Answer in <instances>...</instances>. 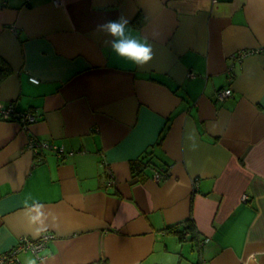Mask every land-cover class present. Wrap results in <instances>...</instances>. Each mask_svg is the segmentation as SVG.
Segmentation results:
<instances>
[{
    "label": "crops",
    "instance_id": "obj_1",
    "mask_svg": "<svg viewBox=\"0 0 264 264\" xmlns=\"http://www.w3.org/2000/svg\"><path fill=\"white\" fill-rule=\"evenodd\" d=\"M119 16L143 68L97 30ZM0 58V107L36 113L0 120V254L50 236L18 264H264V0H0ZM189 218L198 245L165 229Z\"/></svg>",
    "mask_w": 264,
    "mask_h": 264
},
{
    "label": "clouds",
    "instance_id": "obj_2",
    "mask_svg": "<svg viewBox=\"0 0 264 264\" xmlns=\"http://www.w3.org/2000/svg\"><path fill=\"white\" fill-rule=\"evenodd\" d=\"M97 30L104 31L106 36L112 38L111 40H106L105 43L110 46L111 51L117 57L130 61L134 66L143 68L153 59V48L148 37L131 35L129 20L126 17L119 16L116 20L99 24L97 25ZM34 211L35 215L30 216L28 222L30 225L36 226L34 235H39L42 230H47L46 227H41L44 225L46 217L39 207H36ZM29 264H36V258L31 260ZM40 264H44L43 258H41Z\"/></svg>",
    "mask_w": 264,
    "mask_h": 264
},
{
    "label": "built area",
    "instance_id": "obj_3",
    "mask_svg": "<svg viewBox=\"0 0 264 264\" xmlns=\"http://www.w3.org/2000/svg\"><path fill=\"white\" fill-rule=\"evenodd\" d=\"M30 81L33 83H37L38 81L36 79L30 78ZM232 94L231 89H224L223 91H219L215 95V99L217 101H223L225 98L230 97ZM14 105L10 104L6 108L0 107V120L3 121H10V120H16L19 123L22 124L23 128H26L28 125L32 124L36 120V114L33 112H27V113H21L16 112L14 110ZM29 147H31V150L36 151L38 149H42L47 147L44 144L38 143L35 140H31L29 142ZM53 149L54 153L57 155H62L64 153L63 148L59 147H51ZM155 179H159L158 172H155L154 176ZM243 199H246V197H243ZM49 239H51L50 236H43L40 240L35 242H30L28 239L22 240L18 245L14 246L12 249L2 252L0 254V264H18V255L20 253L30 251L35 254L38 253V251L42 250L46 244L49 242Z\"/></svg>",
    "mask_w": 264,
    "mask_h": 264
},
{
    "label": "trees",
    "instance_id": "obj_4",
    "mask_svg": "<svg viewBox=\"0 0 264 264\" xmlns=\"http://www.w3.org/2000/svg\"><path fill=\"white\" fill-rule=\"evenodd\" d=\"M11 74V67L9 66L8 63L3 61L0 58V83L5 77L9 76ZM10 105V104H9ZM16 112H18L15 109ZM20 112V111H19ZM32 112V111H31ZM30 112V113H31ZM21 113H27V112H21ZM35 113V112H33ZM36 114V113H35ZM13 121H16L13 119ZM18 122V121H16ZM19 123V122H18ZM21 124V123H20ZM22 125V124H21ZM144 154L141 159H138L137 162L134 164L132 167V171L135 173V177L138 178L139 181L143 180L142 178V172H143V165L145 167H148L149 165H153V158L156 157L154 153L150 151H144ZM158 172L160 179H165L167 178V169H155L153 173ZM166 231L169 233H172L174 236L178 237V240L181 242L186 239L187 236H190V241L196 243V245L200 244V240L198 239L197 233H196V228L195 224L192 223V219H186L185 221H182V223L179 224H173L165 228Z\"/></svg>",
    "mask_w": 264,
    "mask_h": 264
}]
</instances>
